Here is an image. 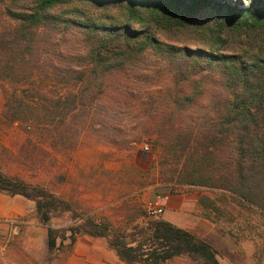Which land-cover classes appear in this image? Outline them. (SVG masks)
Wrapping results in <instances>:
<instances>
[{
	"label": "rangeland",
	"instance_id": "374dc122",
	"mask_svg": "<svg viewBox=\"0 0 264 264\" xmlns=\"http://www.w3.org/2000/svg\"><path fill=\"white\" fill-rule=\"evenodd\" d=\"M73 5L63 4L53 13L70 10ZM32 7L28 1L0 3L3 171L10 177L45 185L74 201L82 217L111 221L126 234L154 220L171 221L185 229L195 227L194 222L206 219L200 198L209 195L225 211H211L214 218L237 219L221 223L225 228H235L239 238L240 262L235 257L233 264H264V216L251 208L226 206L219 190L185 182L190 179L188 171L196 166L188 161L183 147L188 139L196 138L193 147L202 151L204 135L228 94L221 70L196 74L188 71L182 58L169 60L167 54L149 49L122 69L92 75L84 68L91 42L83 30L75 24L25 28L12 18V11ZM86 11L95 21L108 24L121 19L116 8L91 3ZM161 38L179 46L193 45L173 34H161ZM187 71L186 76L183 72ZM82 73L84 79L79 80ZM188 95L195 99L188 100ZM28 110L40 113L42 130L23 120H12L11 116L28 117ZM160 194L169 196L165 212L152 216L148 205ZM14 196L0 195V209H12L0 215V263L141 264L123 261L106 237L88 234H80L75 244L61 237L58 248L50 251L48 226L57 228L59 235H69L65 229L80 220L71 211H57L51 222L44 224L34 200ZM192 197H198L201 212L170 208L172 199ZM171 215H177L178 220H170ZM220 227L212 228L215 238ZM222 249L228 253V248ZM162 264L201 263L179 255Z\"/></svg>",
	"mask_w": 264,
	"mask_h": 264
},
{
	"label": "trees",
	"instance_id": "16d2710c",
	"mask_svg": "<svg viewBox=\"0 0 264 264\" xmlns=\"http://www.w3.org/2000/svg\"><path fill=\"white\" fill-rule=\"evenodd\" d=\"M15 1L33 4L29 11L11 12L12 18L25 28L75 24L83 30L82 34L91 42L84 68L92 75L122 69L149 49L167 54L169 60L182 58L190 72L220 69L228 94L222 101L221 112L212 118L204 135L202 151L193 147L196 138L188 139L183 147L188 152V161L196 166L188 171L190 179L185 182L219 190L226 206L233 202L264 216V0ZM69 3L74 4L70 10L53 13ZM91 3L118 9L121 19L114 23L113 19H107L111 21L109 24L95 21L86 11ZM200 16L202 19H198ZM161 34H173L193 45L167 43ZM188 71L183 74L187 76ZM81 75L79 80L84 79V73ZM72 96L77 100V93ZM188 96V100L195 99ZM39 116V112L28 110V117L11 118L42 130ZM0 192L34 200L39 220L44 224L48 225L57 211H71L80 220L65 229L69 235H59L57 228L48 226L50 251L58 248L61 237H68L75 244L80 234H88L106 237L109 246L127 263L162 264L175 256L188 255L201 264H221L212 244L171 221L154 220L126 234L111 221L82 217L74 201L43 184L10 177L1 166ZM200 203L207 218L211 211L224 212L210 196L203 195Z\"/></svg>",
	"mask_w": 264,
	"mask_h": 264
},
{
	"label": "crops",
	"instance_id": "0c3cea01",
	"mask_svg": "<svg viewBox=\"0 0 264 264\" xmlns=\"http://www.w3.org/2000/svg\"><path fill=\"white\" fill-rule=\"evenodd\" d=\"M0 195H2V193L0 192ZM209 196V195H208ZM16 198V196H14ZM22 197V196H21ZM17 200V199H15ZM19 201H21L22 199H18ZM232 204H234L232 202ZM235 205V204H234ZM201 206H203L201 204ZM178 207H185L189 210H195L196 212L198 211H202V208H200V205L198 203V197H196V200L192 197V199H180V198H174L172 199V201L170 202V208L171 209H177ZM10 211L12 212L11 207H3L2 209H0V215H7L10 213ZM225 212V211H224ZM227 212V211H226ZM206 219H201V221L199 222H194L195 227L191 226V227H186V229L190 230L191 232H193L194 234H196L197 236L203 238L204 240H206L207 242H209L210 244H212L215 249L218 251V259L220 261L221 264H228V263H234L235 262V257L236 258V262L239 263L240 262V252L237 251V249L239 248V245L236 243L239 238L238 236L235 234L233 227L232 228H225L223 227V225L221 223L225 222H229V223H234L236 222V218L234 216H231V218L228 217H223L222 215H219L218 217L214 218L213 215H211L210 213V217ZM170 220L175 221L178 220V216L177 215H171L170 216ZM178 222V221H177ZM179 223V222H178ZM215 225H220V234H216V238L211 234V231L213 230L212 228ZM222 232V233H221ZM232 237H234L235 240H233ZM250 239V238H249ZM231 241V242H230ZM240 242V241H238ZM222 247L228 248V253H226ZM232 258V262H229L230 259Z\"/></svg>",
	"mask_w": 264,
	"mask_h": 264
},
{
	"label": "built area",
	"instance_id": "2783aa9c",
	"mask_svg": "<svg viewBox=\"0 0 264 264\" xmlns=\"http://www.w3.org/2000/svg\"><path fill=\"white\" fill-rule=\"evenodd\" d=\"M145 149L148 150V145H145ZM169 196L166 194L157 195L156 198L148 205V213L152 216H159L165 212V208L168 202ZM0 264H17L14 262H2Z\"/></svg>",
	"mask_w": 264,
	"mask_h": 264
}]
</instances>
